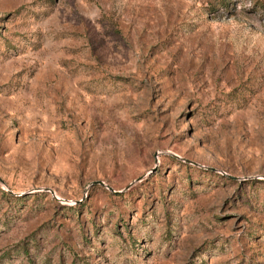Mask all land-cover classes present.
Here are the masks:
<instances>
[{
	"label": "rangeland",
	"instance_id": "rangeland-1",
	"mask_svg": "<svg viewBox=\"0 0 264 264\" xmlns=\"http://www.w3.org/2000/svg\"><path fill=\"white\" fill-rule=\"evenodd\" d=\"M0 264H264V0H0Z\"/></svg>",
	"mask_w": 264,
	"mask_h": 264
},
{
	"label": "water",
	"instance_id": "water-1",
	"mask_svg": "<svg viewBox=\"0 0 264 264\" xmlns=\"http://www.w3.org/2000/svg\"><path fill=\"white\" fill-rule=\"evenodd\" d=\"M93 183H98V184H101V185H102V182H100V181H97V182H93Z\"/></svg>",
	"mask_w": 264,
	"mask_h": 264
},
{
	"label": "trees",
	"instance_id": "trees-1",
	"mask_svg": "<svg viewBox=\"0 0 264 264\" xmlns=\"http://www.w3.org/2000/svg\"><path fill=\"white\" fill-rule=\"evenodd\" d=\"M220 1V3H224V0H219Z\"/></svg>",
	"mask_w": 264,
	"mask_h": 264
}]
</instances>
